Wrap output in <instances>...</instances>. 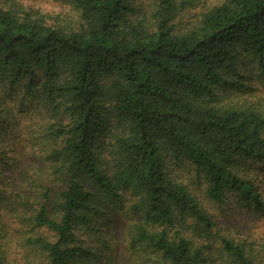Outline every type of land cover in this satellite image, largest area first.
<instances>
[{"label":"trees","instance_id":"trees-1","mask_svg":"<svg viewBox=\"0 0 264 264\" xmlns=\"http://www.w3.org/2000/svg\"><path fill=\"white\" fill-rule=\"evenodd\" d=\"M54 1L0 0V264H264V0Z\"/></svg>","mask_w":264,"mask_h":264},{"label":"rangeland","instance_id":"rangeland-1","mask_svg":"<svg viewBox=\"0 0 264 264\" xmlns=\"http://www.w3.org/2000/svg\"><path fill=\"white\" fill-rule=\"evenodd\" d=\"M22 1L27 6H29V8L34 9V10H39L41 14L49 15L48 16V22L49 23H53L52 17H55L56 15H61V17H63V14H64L63 12L68 11V9L64 8L59 1L58 2L54 1V0H22ZM215 1L216 0H195L196 10H199L203 6L211 5ZM253 76H254V79L252 81V86L256 87V90L252 93V96H253L254 100H256V101L262 100V99L264 100V85L261 82V80L256 82V79H257L256 75L253 74ZM31 161L32 160H29L28 157L22 156L19 169L17 170V173L15 175H19L22 173V170L27 169L28 164ZM4 168L5 167L1 168L0 171H2L3 174H5V175L10 174L11 169H9V170L5 169L4 170ZM17 178L13 183L10 182V184H9L10 187L8 188V190H10V189L11 190H17V189H12V187H17L19 184H22L21 181ZM7 183L8 182L4 183V187L7 185ZM4 187L0 186V189H3ZM5 189H6V187H5ZM31 192H33V190L30 189L29 193H31ZM230 207H232V206L230 205ZM232 208H234V209L229 210L228 214H223L222 210L219 208H218V210L214 209V208L213 209H214L215 213L219 215V216H216V218L222 224L231 223V225H235V224L239 225V226H241V229H237V230L238 231L243 230L244 234H247L248 232H253V233H256L258 235V233L264 232V216H255L254 214L249 213V211H247L243 208H239L235 205H233ZM135 220H136V217L133 215L132 222ZM126 222L127 221H124V224ZM120 231H122L121 228H120ZM121 263H123V262H121Z\"/></svg>","mask_w":264,"mask_h":264}]
</instances>
